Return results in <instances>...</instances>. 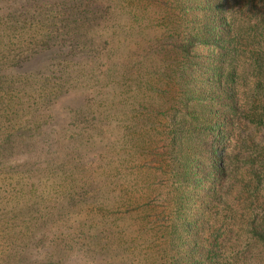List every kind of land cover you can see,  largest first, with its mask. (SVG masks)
I'll list each match as a JSON object with an SVG mask.
<instances>
[{
    "label": "trees",
    "instance_id": "16d2710c",
    "mask_svg": "<svg viewBox=\"0 0 264 264\" xmlns=\"http://www.w3.org/2000/svg\"><path fill=\"white\" fill-rule=\"evenodd\" d=\"M53 1L0 0V240L29 243L6 254L1 242L0 264H67L72 251L264 264V0H163L165 28L142 45L151 58L121 73L94 63L85 79L69 76L81 42L68 46L67 0ZM52 49L58 64L31 70ZM74 84L89 111L61 124ZM120 86L122 105H138L123 107L135 132L115 134L111 101L96 104ZM40 250L46 261L25 259Z\"/></svg>",
    "mask_w": 264,
    "mask_h": 264
},
{
    "label": "rangeland",
    "instance_id": "374dc122",
    "mask_svg": "<svg viewBox=\"0 0 264 264\" xmlns=\"http://www.w3.org/2000/svg\"><path fill=\"white\" fill-rule=\"evenodd\" d=\"M161 1L163 0H67L66 2V14L68 18V25H67V31L68 34L67 40H68V46H71L72 44L80 43L79 51L74 49L73 47L68 48L71 56L67 58L69 65V76L71 74L72 77H75L77 72L79 70H83V75L81 79H85L88 75V73H91L93 70V67H95L94 63L99 64V68L103 69L104 72H106L104 69L106 68H116L119 69L121 73L127 72L125 70H128L132 63H135L136 68H139V65H143L147 58H151V53L148 52V46H142L146 40V38H153L155 34L160 35L161 32L165 28V24H161L157 27L155 26L156 20L162 18L161 11H162V5ZM50 6L51 4H56L57 2L50 0ZM79 3H83V5L88 10V13L80 14L81 16H77L75 20L73 19V14L76 12H73L78 8ZM100 13L103 14L102 18L100 17ZM94 18H97L94 20ZM74 20V21H73ZM77 20V21H76ZM77 25V27H75ZM79 35H75L78 34ZM132 41V42H129ZM138 46H142L141 48ZM78 52V53H77ZM47 54L37 57L34 59V67L31 68V70H37L42 69L44 66L47 65L48 61L51 60L52 62L58 64V59L56 57V49H52L49 52H46ZM48 54H52L50 57ZM158 54V53H157ZM109 61L113 62L112 67L108 66ZM53 63V64H54ZM118 63L123 64L124 68H119ZM111 74V73H110ZM109 74V75H110ZM106 81L103 83L105 84ZM121 82H118V85ZM78 88H82L83 86H77ZM74 84L71 88V92L69 97L65 96L64 98H60L59 102L57 103V106L59 110L62 109L60 118L58 119L59 123H66L69 121L68 116L69 113L67 112V109L69 108H81L83 111L88 110L89 107H87V103L84 100L85 93L88 94L89 91H85L84 94H80L78 91V88ZM76 89V92L74 91ZM84 89V88H82ZM123 90V86L118 87V93L117 98L113 99L114 95H107L104 94L102 96V100L106 103L104 105H101L100 100L101 97L97 96L96 101L98 104V110L99 112H105V107L108 103V101H111V106H113V111H110L109 114L111 115V118H116L114 122V128L113 132L116 134L119 130V132H124V126L128 125L129 129L131 131L136 130L137 127H135V130L132 129V124H129L131 122V118L129 115L124 113V107L122 105V94L120 93ZM82 95V96H81ZM131 97L132 94H129ZM139 100V99H138ZM116 101V103H115ZM151 102H154L153 104L156 106H159L161 103V100L156 99L155 101H144L143 106H146V108H149V104ZM115 105H114V104ZM152 105L153 107H155ZM138 106V105H137ZM135 105H132L131 107H126V109H132L133 107H137ZM124 107V108H123ZM157 108V107H156ZM65 109V110H64ZM59 113V112H57ZM133 117V116H132ZM155 117V116H154ZM157 120L161 119L164 120V117L156 116ZM139 118L134 120L138 121ZM152 119V117H151ZM63 120V121H61ZM71 120V119H70ZM133 120V119H132ZM140 120V119H139ZM141 123V122H140ZM95 126V125H94ZM96 127V126H95ZM97 128L103 129V127H100L98 125ZM140 130V128L138 127ZM137 129V131H138ZM142 129V128H141ZM96 131L92 132L93 135H96L98 133ZM97 136V135H96ZM96 152V151H94ZM93 152V153H94ZM119 223V222H117ZM11 233L7 235L6 239L0 240V243H4V248L9 251L10 249L13 252L21 251V248H24L28 246L29 243L25 241H11L9 243V240H11ZM20 246V247H19ZM25 249V248H24ZM42 250V249H41ZM40 250V258H34V255H30V253L27 251V254L25 255V259L27 260H38L39 262L43 260H47L46 258H43L42 252ZM38 252V251H37ZM10 251L6 254H9ZM22 253V252H21ZM21 253H19L21 255ZM77 252L76 254L74 251L69 252L66 261L67 264H72L71 262H75L77 264H104V261H102L100 258H85L84 254H79ZM38 255V256H39ZM7 257V256H6ZM11 257V255L9 256ZM5 258V259H15V262L19 264V258ZM13 257V255H12ZM33 257V258H29ZM49 259V258H48ZM62 259V258H60ZM59 258H55L54 260H60ZM70 261V262H69ZM114 264H126L123 261H116ZM133 264H139L137 262H134Z\"/></svg>",
    "mask_w": 264,
    "mask_h": 264
}]
</instances>
